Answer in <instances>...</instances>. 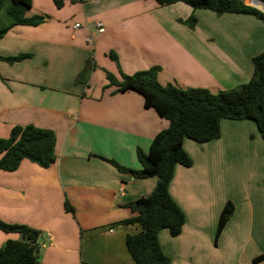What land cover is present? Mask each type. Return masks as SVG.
Instances as JSON below:
<instances>
[{
    "label": "crops",
    "instance_id": "obj_1",
    "mask_svg": "<svg viewBox=\"0 0 264 264\" xmlns=\"http://www.w3.org/2000/svg\"><path fill=\"white\" fill-rule=\"evenodd\" d=\"M243 1L264 12V0ZM26 16L44 22L16 25L0 40V57L25 55L0 59V139L15 126L51 130L56 160L0 170V220L41 232V264H136L126 239L141 226L123 222L137 216L128 205L151 195L158 178L135 179L108 160L140 170L137 150L147 153L169 121L138 92H116L108 74L120 82L121 72L158 68L163 86L231 90L254 76L264 22L155 0H64L60 8L32 0ZM8 22L1 14L0 26ZM184 149L193 163L176 166L170 194L186 220L178 236L159 233L170 264H264L256 261L264 253V138L256 122L224 119L220 138L185 139ZM228 201L235 210L216 241ZM11 234L0 231V246L19 237Z\"/></svg>",
    "mask_w": 264,
    "mask_h": 264
},
{
    "label": "trees",
    "instance_id": "obj_2",
    "mask_svg": "<svg viewBox=\"0 0 264 264\" xmlns=\"http://www.w3.org/2000/svg\"><path fill=\"white\" fill-rule=\"evenodd\" d=\"M60 8L64 0H53ZM162 6L183 2L194 10L207 9L221 15L224 13L249 14L264 22V12L246 5L243 0H155ZM32 0H0V15L9 16L8 24L0 26V40L16 25L37 26L44 22L43 16L27 17ZM197 18L192 15L186 24L195 27ZM25 55L2 58L9 63L24 59ZM116 59L114 54H111ZM254 76L237 88L212 93L201 88L182 89L172 84L161 85L157 81L158 68L128 76L121 72L118 82L108 74L110 85L116 92L136 91L144 98L146 108H153L169 121V127L160 131L152 140L147 153L137 150L142 165L140 170L123 167L108 160L122 173H131L135 179L157 177L158 183L148 197L130 203L128 207L136 217L124 224L138 223L141 231L128 235L127 249L136 264H170L159 242L160 231L167 229L178 236L185 223V214L170 194V183L177 165L190 167L192 158L184 149L185 139L206 143L221 136V122L228 120H252L256 122L264 138V52L253 58ZM56 136L48 129L33 125L15 126L8 138L0 139V170L16 171L25 159L43 168L56 160ZM66 209L71 210L66 204ZM235 206L228 201L223 207L216 231V241L232 217ZM0 231L18 234L0 247V264H41L39 230L22 224H10L0 220ZM264 259V253L256 261Z\"/></svg>",
    "mask_w": 264,
    "mask_h": 264
},
{
    "label": "built area",
    "instance_id": "obj_3",
    "mask_svg": "<svg viewBox=\"0 0 264 264\" xmlns=\"http://www.w3.org/2000/svg\"><path fill=\"white\" fill-rule=\"evenodd\" d=\"M79 26H80V24H76V27H79ZM94 27L98 30L99 33L104 32V26H103V24L101 22H96L94 24Z\"/></svg>",
    "mask_w": 264,
    "mask_h": 264
},
{
    "label": "rangeland",
    "instance_id": "obj_4",
    "mask_svg": "<svg viewBox=\"0 0 264 264\" xmlns=\"http://www.w3.org/2000/svg\"><path fill=\"white\" fill-rule=\"evenodd\" d=\"M2 15H4V16H6V17H8V18H9V16H8V15H7L5 12H3V13H2ZM11 235H12V236H16V237H18V235H17V234H11ZM18 238H19V237H18ZM18 238H17V239H18ZM13 239H15V238H13ZM0 247H1V246H0Z\"/></svg>",
    "mask_w": 264,
    "mask_h": 264
}]
</instances>
